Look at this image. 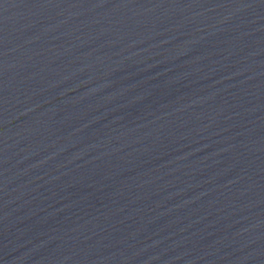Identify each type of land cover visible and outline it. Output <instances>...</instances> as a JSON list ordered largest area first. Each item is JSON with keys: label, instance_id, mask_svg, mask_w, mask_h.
Wrapping results in <instances>:
<instances>
[{"label": "water", "instance_id": "water-1", "mask_svg": "<svg viewBox=\"0 0 264 264\" xmlns=\"http://www.w3.org/2000/svg\"><path fill=\"white\" fill-rule=\"evenodd\" d=\"M0 264H264V0H0Z\"/></svg>", "mask_w": 264, "mask_h": 264}]
</instances>
